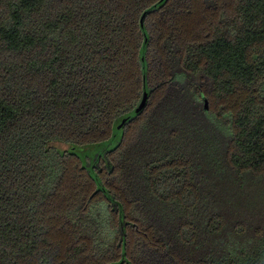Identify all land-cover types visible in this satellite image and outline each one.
Masks as SVG:
<instances>
[{"label": "trees", "instance_id": "obj_1", "mask_svg": "<svg viewBox=\"0 0 264 264\" xmlns=\"http://www.w3.org/2000/svg\"><path fill=\"white\" fill-rule=\"evenodd\" d=\"M0 264H264V0H0Z\"/></svg>", "mask_w": 264, "mask_h": 264}, {"label": "water", "instance_id": "obj_2", "mask_svg": "<svg viewBox=\"0 0 264 264\" xmlns=\"http://www.w3.org/2000/svg\"><path fill=\"white\" fill-rule=\"evenodd\" d=\"M141 27H142V20H141ZM147 98H148V93L144 91L143 96H142L138 106L134 110L135 113H139L141 110H143V108L146 105ZM204 108L208 109V101L206 99H204ZM120 127H121V125L118 126V129H120Z\"/></svg>", "mask_w": 264, "mask_h": 264}, {"label": "rangeland", "instance_id": "obj_3", "mask_svg": "<svg viewBox=\"0 0 264 264\" xmlns=\"http://www.w3.org/2000/svg\"><path fill=\"white\" fill-rule=\"evenodd\" d=\"M63 148H65V146H63Z\"/></svg>", "mask_w": 264, "mask_h": 264}]
</instances>
